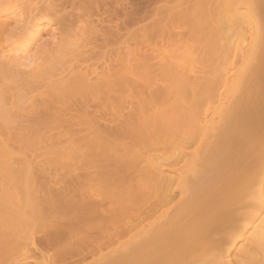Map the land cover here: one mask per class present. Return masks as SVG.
I'll return each mask as SVG.
<instances>
[{"label": "bare ground", "instance_id": "obj_1", "mask_svg": "<svg viewBox=\"0 0 264 264\" xmlns=\"http://www.w3.org/2000/svg\"><path fill=\"white\" fill-rule=\"evenodd\" d=\"M51 1L0 0V264H264V0H167L112 40L79 18L46 58Z\"/></svg>", "mask_w": 264, "mask_h": 264}, {"label": "rangeland", "instance_id": "obj_2", "mask_svg": "<svg viewBox=\"0 0 264 264\" xmlns=\"http://www.w3.org/2000/svg\"><path fill=\"white\" fill-rule=\"evenodd\" d=\"M35 1H37V0H35ZM57 1V2H56ZM55 1V3H57V5H60V6H57L56 4H54V3H52L53 5H56V10H59V9H57V7H60V9L62 8L63 10V13L61 12V11H58V12H60V14L61 15H58L59 13H57V14H54V16L53 15H51L52 17H50V16H48V17H50L53 21H54V27H56V29H57V31H56V33H55V35H53L51 32H50V30L49 29H44L43 31H42V33H41V36L39 37V38H37V40H36V42H35V44L33 45V47H32V53H36L37 52V50H39V49H42V50H44V53H42V55L43 56H46V58H49V57H51V53H55V51H57L58 49V47L57 46H64V45H68V44H66V43H69L71 40H72V38H74L73 36H75L76 34H77V32L76 31H79V30H77V28L76 27H79L78 26V24H81L80 22H79V20L81 19V18H86L85 20H87L88 18V21L89 22H85L86 23V25L85 26H87V24H88V26H87V29H89V27H91V29H93V27L92 26H98V28L100 29L101 27L103 28V30L104 31H106L105 29H107L108 30V26H110V27H112L110 30H113V31H115L116 33L117 32H121L124 36L127 34V29L129 30V28L131 29H134L135 27H137V26H135L134 27V25H133V23H134V21L133 20H131V22H130V19H131V17L130 16H132V19H138V18H140V19H138L139 20V22H137L136 23V25L139 23V26H141V25H143V27H145V25H146V23H147V25H148V22H150V21H152V23L155 21V19L156 20H158L159 18H161V16L158 18V17H156L155 19H154V17H155V15L157 16L158 14L160 15V13L162 14V12L160 11L159 13H158V11H156V10H154V11H156L155 12V15L153 14V16L154 17H152V18H150V19H147V20H145L148 16V14H147V12H149V14H150V12H153V11H151V10H153V9H159V8H162L165 4H169L170 2H168L167 0H100V2H99V0H98V2H97V0H96V2L99 4H101V5H99V6H101V8H100V10H98V11H100L99 13H98V11H96V7L95 6H93L95 9L93 10V8H92V12H88V9H90L88 6V2L89 1H87V3H85L83 0H56ZM95 1V0H94ZM94 1H92V2H94ZM103 1H106V2H104L103 3ZM169 1H171V0H169ZM51 2H53V0L51 1ZM84 2V3H83ZM172 2V1H171ZM103 3V4H102ZM88 6H87V5ZM89 4H90V2H89ZM94 4H96V3H94ZM98 4H97V6H98ZM171 4V3H170ZM92 5V4H91ZM172 5V4H171ZM98 6V7H99ZM168 6V5H167ZM92 7V6H91ZM165 7V6H164ZM164 7L162 8V9H164ZM169 7V6H168ZM55 8H54V12L53 13H56V11H55ZM88 8V9H87ZM107 8H109L108 10H107ZM99 9V8H98ZM116 10V12H114L113 14L114 15H112L111 13L113 12V10ZM109 10H110V12H109ZM163 11H165V10H163ZM132 12H133V14L134 13H136V16H134L133 14H132ZM52 13V14H53ZM117 13V15H115ZM156 13H158V14H156ZM131 14V15H130ZM147 14V15H146ZM50 15V14H49ZM129 15V16H128ZM80 16V17H79ZM83 16V17H82ZM85 16V17H84ZM135 18H134V17ZM88 17V18H87ZM127 17H128V21H127ZM149 17H150V15H149ZM148 17V18H149ZM80 18V19H79ZM130 18V19H129ZM158 18V19H157ZM152 19H154V21L152 20ZM84 19H81L80 21L83 23L84 21H83ZM103 20V21H102ZM143 20H145V21H143ZM56 22V23H55ZM91 22V23H90ZM89 23H90V25H92V26H89ZM77 24V25H76ZM135 24V23H134ZM150 24H151V22H150ZM83 25V27H84V24H82ZM82 25H81V27H79V29H81L82 28ZM94 26V27H95ZM106 26L108 27V28H106ZM134 28H133V27ZM139 26H138V28H139ZM149 26V25H148ZM105 27V28H104ZM85 28V27H84ZM96 28V27H95ZM94 28V29H95ZM98 28H97V30L95 31V32H98ZM102 28L100 29V32H101V30H102ZM141 28V27H140ZM75 29V30H74ZM82 30H83V28H82ZM82 30H80V32H82ZM102 30V31H103ZM117 30V31H116ZM112 31V32H113ZM100 32H98V35H95L96 33H94V36H96V40L98 41L97 43V45H100V44H104V41L102 42V40L105 38H103L102 37V34L103 35H105V32H101L102 34H100ZM106 32H108L107 33V37H106V39H108V35L110 36V31L108 30V31H106ZM114 32V33H115ZM71 33V34H70ZM73 33V34H72ZM74 33H76V34H74ZM120 33V34H121ZM70 34V35H69ZM80 34V33H79ZM79 34H78V37H79ZM111 34H113V33H111ZM120 34H119V36H120ZM121 34V35H122ZM99 35H101V36H99ZM115 35V34H114ZM114 35H111V37L112 36H114ZM69 36L70 37H72V38H70L69 39ZM115 36H117L118 37V33H117V35H115ZM127 36V35H126ZM55 37V38H54ZM122 37V36H121ZM75 38H77V36L75 37ZM99 38H103V39H100L99 40ZM120 38V37H119ZM109 39H110V37H109ZM108 39V40H109ZM116 39V38H115ZM118 39V38H117ZM116 39V40H117ZM95 40V41H96ZM107 40V42H109ZM110 40H112V38L110 39ZM69 41V42H68ZM100 41V42H99ZM102 42V43H101ZM114 42H116L115 40H114V38H113V41H112V43H114ZM100 43V44H99ZM168 44L169 43H164V45H166V47L168 46ZM57 45V46H56ZM120 45V44H119ZM164 45L162 46V49L164 50L165 48H163L164 47ZM101 46V45H100ZM169 46H171L170 44H169ZM57 47V48H56ZM99 47V46H98ZM57 50H56V49ZM53 49H54V52H53ZM171 49V48H170ZM168 51H169V47H168ZM164 52L166 53V54H168L169 52H167V48L164 50ZM46 53V55H44ZM19 74H21V76H24L22 73H19ZM20 76V77H21ZM24 77H27V76H24ZM18 79H21V78H19V76L17 77ZM1 79L3 80V78L0 76V86L2 85V83H3V81H1ZM23 82V81H22ZM27 100V99H26ZM31 100V99H30ZM29 100V101H30ZM25 101V100H24ZM29 101H27V102H29ZM39 102H40V100H38ZM26 102V101H25ZM25 102H22V103H25ZM38 102V105L36 104V108L39 106V103ZM37 103V102H36ZM27 104V103H26ZM29 104H30V102L28 103V105H26V106H23V105H25V104H23L22 106H23V108H25L26 109V107L28 106L29 107ZM33 105L35 104V102L34 103H32ZM31 104V105H32ZM21 105V104H20ZM8 107H11V106H13V105H7ZM7 106H4L5 107V111L7 110V112L8 111H10V110H12V109H10V108H7ZM27 107V108H28ZM13 108V107H12ZM22 108V107H21ZM30 108V107H29ZM29 108L27 109L28 110V115H26L27 113H26V111L27 110H25L24 112L25 113H23V114H25V115H23L22 117H19V119L20 118H23L24 116L26 117V116H28V117H24L25 118V121H24V124H23V122H21L23 125H27V123H28V121L29 120H31V119H35V118H30V116L31 117H37L36 115H38V112H39V110H37V114H34V112L36 113V111H34L32 114H30L29 113ZM1 109L3 110V107H1ZM0 109V110H1ZM9 109V110H8ZM14 110H15V108H14ZM17 110V109H16ZM15 110V111H16ZM4 111V112H5ZM13 111V110H12ZM11 112V111H10ZM17 112H19V111H16V113ZM9 113V112H8ZM19 114V113H18ZM29 118V120L27 121V119ZM18 119V118H17ZM22 120V119H21ZM24 120V119H23ZM19 121V120H18ZM35 121V120H34ZM25 122H27L26 124H25ZM32 122V121H31ZM30 121H29V123L30 124H32ZM20 123V122H19ZM19 125H21V124H19ZM29 125V124H28ZM12 132H17L16 130H12ZM18 133V132H17ZM252 140V139H251ZM252 142V141H251ZM29 156H31V158H32V160H33V158H35L33 161H38V160H41L42 161V157L41 156H33L32 154H28V157ZM39 157V159H37V158ZM40 157H41V159H40ZM30 158V157H29ZM30 158V159H31ZM40 162V161H39ZM1 230V229H0ZM40 230V229H39ZM2 230L0 231V236L2 235ZM45 232V235L47 236V234H46V232L47 231H42V233L41 232H39V233H37V234H39V235H37L36 234V242H38L37 244H41V242H39L40 240L41 241H44V239H45V241L44 242H46L47 241V238L45 237V236H43L44 233ZM41 233V234H40ZM4 237V236H3ZM5 237H7V236H5ZM4 237V238H5ZM1 238V237H0ZM1 239H3V238H1ZM8 239V238H7ZM7 239L5 238V242H4V240H2L3 241V243L5 244L4 246H3V243H2V241L0 240V247H1V250H0V253H2V254H4L5 252H7L6 250H8L7 249V243H6V241H7ZM40 239V240H39ZM43 239V240H42ZM7 242H9V241H7ZM44 242H42L44 245H47V246H42L41 247V245L39 246V248L40 249H44V251H45V254L47 253V252H49L50 253V255H51V248L50 249H48V242H46V243H44ZM2 246H3V248H4V250L2 249ZM7 246V247H6ZM43 249H42V251H43ZM2 251V252H1ZM44 251H43V253H44ZM49 253H48V255H49ZM263 255V254H262ZM259 252H258V258H261L260 256H262ZM1 257V256H0ZM41 255H39V254H37L36 255V258L38 259V260H41ZM261 260H264V257H262L261 258ZM0 262H1V260H0ZM2 263V262H1ZM4 263V262H3ZM9 264V263H8ZM30 264H34L33 262L32 263H30Z\"/></svg>", "mask_w": 264, "mask_h": 264}, {"label": "snow or ice", "instance_id": "obj_3", "mask_svg": "<svg viewBox=\"0 0 264 264\" xmlns=\"http://www.w3.org/2000/svg\"><path fill=\"white\" fill-rule=\"evenodd\" d=\"M29 66L34 67V65H29ZM260 214L264 215V197L261 198V202H260ZM257 239L259 240L261 246L264 247V225H262L261 228L259 229ZM204 264H219V262L209 259L205 261Z\"/></svg>", "mask_w": 264, "mask_h": 264}]
</instances>
